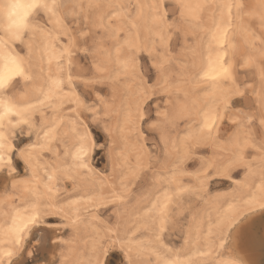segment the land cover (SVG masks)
<instances>
[{
    "label": "snow or ice",
    "instance_id": "1",
    "mask_svg": "<svg viewBox=\"0 0 264 264\" xmlns=\"http://www.w3.org/2000/svg\"><path fill=\"white\" fill-rule=\"evenodd\" d=\"M29 3L0 30V264H29L50 217L47 264H249L238 237L264 214V0ZM193 26L206 55L189 63Z\"/></svg>",
    "mask_w": 264,
    "mask_h": 264
},
{
    "label": "rangeland",
    "instance_id": "2",
    "mask_svg": "<svg viewBox=\"0 0 264 264\" xmlns=\"http://www.w3.org/2000/svg\"><path fill=\"white\" fill-rule=\"evenodd\" d=\"M247 2L255 3L256 0H247ZM191 32H197L199 33V30L196 29L194 26L192 29H190ZM203 35V33H199L198 35H192L190 39L188 40V44L191 48H193L194 52H189L186 57V62L191 63L193 60L199 62L200 55L203 52L202 45L200 44V36ZM180 43H183V40L180 41ZM154 115V113H153ZM184 125L181 124V128H183ZM147 134V133H146ZM183 135V133H181ZM97 135H102L100 133H97ZM154 137L149 135V142L152 143V139ZM197 155H203L204 151L201 150L196 153ZM208 154H211V149L208 150ZM192 162L189 161V168L191 170L192 168ZM21 165V170H22ZM96 167L102 168L103 162L102 161H96ZM70 186V185H66ZM228 186V181H216L213 184L214 190H226ZM60 221L58 218L50 217L47 221L49 225L58 224ZM41 227V226H39ZM43 228L50 230H53L57 232L55 228L52 227H46L42 226ZM36 230V229H35ZM34 230V231H35ZM33 231V232H34ZM45 232L46 238V244L45 249H36L35 247H29L32 248L35 251L34 256L32 257H25V259L29 262V264H47L52 259L53 255V248L54 245L52 244V235H55V232ZM61 233H56V236L60 235ZM33 236V233L31 234ZM170 239L173 242L177 243V247L180 246V244L183 243V240L181 238V233H176L170 237ZM239 250H241L242 255L248 256V260H250V264H264V214H258L249 221L245 222L241 225L239 229ZM51 243V244H49ZM244 243V244H243ZM242 245V246H241ZM241 246V247H240ZM243 249V250H242ZM52 251V252H51ZM56 251H59V249H56ZM252 259V260H251ZM253 263H252V262Z\"/></svg>",
    "mask_w": 264,
    "mask_h": 264
},
{
    "label": "clouds",
    "instance_id": "3",
    "mask_svg": "<svg viewBox=\"0 0 264 264\" xmlns=\"http://www.w3.org/2000/svg\"><path fill=\"white\" fill-rule=\"evenodd\" d=\"M29 8V0H0V30L7 29L10 25L13 27L23 25ZM11 71V69L5 71V79Z\"/></svg>",
    "mask_w": 264,
    "mask_h": 264
},
{
    "label": "bare ground",
    "instance_id": "4",
    "mask_svg": "<svg viewBox=\"0 0 264 264\" xmlns=\"http://www.w3.org/2000/svg\"><path fill=\"white\" fill-rule=\"evenodd\" d=\"M217 2H223V0H217ZM202 48H203V54L204 55H206V51H205V49H206V43L205 44H203L202 45ZM182 135V134H181ZM41 227H38L34 232H33V236L32 235H30L29 236V240H28V242H26V248H29V247H35L36 249H45V246H47V242H46V240H48V238H46V236H45V232H47V231H49L48 229H46V228H43L42 226H46V227H48L49 226V224L48 223H46V224H44V225H40ZM49 232H55V231H53V230H50ZM56 233L57 232H55V235H50V236H52V240H54V239H56ZM49 244H51V243H49ZM244 244V243H243ZM242 246V245H241ZM240 246V247H241ZM52 248H54V247H52ZM243 250V249H242ZM240 251V253H241V250H239ZM52 252V251H51ZM57 252H59V251H57ZM242 254V253H241ZM189 256H191L193 259H197L198 257H197V253H196V251H195V247H193V250L191 251V252H189V254H188ZM244 256V255H243ZM247 260L248 259H250V258H248V256H244ZM181 258H183V257H181ZM252 260V259H251ZM248 261H250V260H248ZM252 262V261H251ZM253 263V262H252ZM39 264H41V263H39ZM249 264H250V262H249Z\"/></svg>",
    "mask_w": 264,
    "mask_h": 264
}]
</instances>
